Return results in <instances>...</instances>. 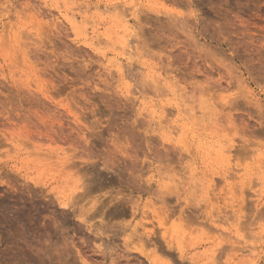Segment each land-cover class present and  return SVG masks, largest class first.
Wrapping results in <instances>:
<instances>
[{
  "label": "rangeland",
  "instance_id": "374dc122",
  "mask_svg": "<svg viewBox=\"0 0 264 264\" xmlns=\"http://www.w3.org/2000/svg\"><path fill=\"white\" fill-rule=\"evenodd\" d=\"M0 264H264V0H0Z\"/></svg>",
  "mask_w": 264,
  "mask_h": 264
}]
</instances>
